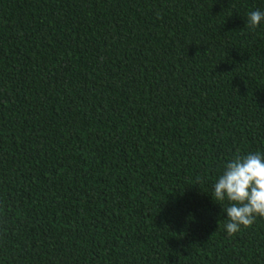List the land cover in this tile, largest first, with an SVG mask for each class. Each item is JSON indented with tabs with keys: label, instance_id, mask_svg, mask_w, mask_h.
Segmentation results:
<instances>
[{
	"label": "trees",
	"instance_id": "obj_1",
	"mask_svg": "<svg viewBox=\"0 0 264 264\" xmlns=\"http://www.w3.org/2000/svg\"><path fill=\"white\" fill-rule=\"evenodd\" d=\"M253 10L0 0V264H264V218L228 236L211 197L264 152Z\"/></svg>",
	"mask_w": 264,
	"mask_h": 264
},
{
	"label": "clouds",
	"instance_id": "obj_2",
	"mask_svg": "<svg viewBox=\"0 0 264 264\" xmlns=\"http://www.w3.org/2000/svg\"><path fill=\"white\" fill-rule=\"evenodd\" d=\"M247 24L252 28L264 24V11H250ZM211 197L227 215L228 236L251 226L257 217L264 218V152L231 157L215 176Z\"/></svg>",
	"mask_w": 264,
	"mask_h": 264
}]
</instances>
